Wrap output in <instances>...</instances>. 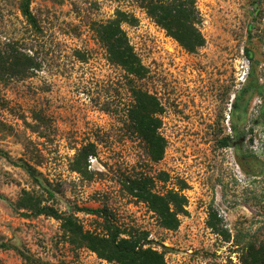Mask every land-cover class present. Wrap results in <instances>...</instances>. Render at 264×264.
Here are the masks:
<instances>
[{
  "label": "rangeland",
  "instance_id": "1",
  "mask_svg": "<svg viewBox=\"0 0 264 264\" xmlns=\"http://www.w3.org/2000/svg\"><path fill=\"white\" fill-rule=\"evenodd\" d=\"M21 2L0 0V50L18 44L41 69L0 83L2 264H112L70 245L59 221L25 217L15 207L23 190H49L50 204L75 213L90 232L101 233L102 221L79 210L106 211L120 228L147 232L168 264H239L247 244L264 243V0H196L206 39L196 54L169 37L141 0H33L41 34L23 17ZM118 11L139 21L124 26L149 70L137 85L165 109L161 133L168 149L159 164L127 132L124 120L134 102L128 75L109 62L93 29ZM35 114L48 122L39 131ZM227 136L240 147L222 148ZM89 143L99 146V157L90 160L93 181L70 169ZM23 161L38 170L42 189L19 167ZM134 171L169 174L170 183H158L161 193L187 184L189 215L178 231L163 229L146 204L121 192L118 178ZM211 210L230 242L208 227Z\"/></svg>",
  "mask_w": 264,
  "mask_h": 264
},
{
  "label": "trees",
  "instance_id": "2",
  "mask_svg": "<svg viewBox=\"0 0 264 264\" xmlns=\"http://www.w3.org/2000/svg\"><path fill=\"white\" fill-rule=\"evenodd\" d=\"M32 2L33 0H22L20 9L35 33L41 34L43 30L31 10ZM141 3L148 16L188 53L196 54L206 46V39L200 29L202 19L196 0H141ZM138 23L135 16L118 11L113 19L102 24L96 23L93 29L99 43L107 52L109 62L123 69L128 75L134 102L124 120L127 132L143 144L149 160L153 164H159L165 159L168 149V140L161 133L165 109L155 95L138 87L137 82L146 79L149 70L136 53L124 29V26L136 27ZM78 55L79 59H85L82 54ZM248 58L254 60L251 52L248 53ZM40 69L41 63L38 59L21 49L18 44L0 50V83L4 85L14 80L31 78ZM233 106L238 108V102ZM34 120L40 124L36 127L38 131L41 125L45 127L48 125L47 120L39 114H35ZM234 145L240 147L241 144L240 142L235 144L229 136L221 138L222 148ZM97 157L98 144H86L77 150L70 163V169L83 179L93 181L95 175L89 170L90 160ZM18 165L25 170L36 187L43 188L40 174L34 166L25 161ZM118 179L121 192L138 203L146 204L163 229L168 231L180 229L181 218L189 215V200L184 194L188 186L185 182L179 184V190L169 189L161 193L156 191L158 183L168 184L171 181L167 173L154 177L144 171H134L123 174ZM53 199L55 196L49 190H46L45 194L36 190H23L15 207L18 211H23L27 218L45 216L59 221L64 238L70 245L76 249L87 248L108 263L168 264L167 253L152 247L147 232L120 228L108 214L103 213L106 211L79 210L93 213L102 221L101 233L87 231L75 213H63L51 205ZM207 225L224 241H231L232 236L225 230L222 218L214 210L209 214ZM19 251L25 260L31 261L25 252ZM230 264L234 263L230 261ZM239 264H264V243L247 244Z\"/></svg>",
  "mask_w": 264,
  "mask_h": 264
}]
</instances>
